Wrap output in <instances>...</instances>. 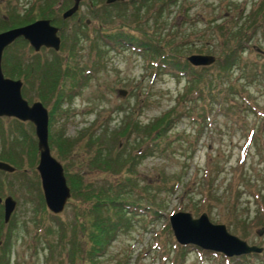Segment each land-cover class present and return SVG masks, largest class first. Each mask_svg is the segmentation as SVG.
Masks as SVG:
<instances>
[{"label": "rangeland", "instance_id": "rangeland-1", "mask_svg": "<svg viewBox=\"0 0 264 264\" xmlns=\"http://www.w3.org/2000/svg\"><path fill=\"white\" fill-rule=\"evenodd\" d=\"M104 2L80 0L76 13L58 22L57 14L72 0H0L2 17L10 10L34 18L50 17L49 11L58 16L57 51L34 52L19 39L6 48L1 67L19 71L22 97L46 108L48 136L71 140L63 156L48 144L63 173L79 171L87 183L96 185L129 183L130 195L141 204H158L157 216L146 208L143 216L131 220L99 258L101 264H264V0ZM98 28L144 33L185 59L191 54L211 55L213 62L204 66L213 67L227 49L240 43L243 48L235 64L227 77L220 78L221 90L233 97L217 91L218 86L215 98L206 91L197 98L184 76L158 69L155 59L130 46L111 48L97 38ZM45 65L53 79L59 71L54 91L61 87L65 96L57 102V93L39 88ZM65 65L74 68L75 77H84L71 97L66 91L76 82L70 74L60 77ZM213 67L206 71H215ZM118 89L125 94L119 96ZM168 110L174 120L165 130L155 122L150 133L127 132V121L129 127L131 121L148 124ZM157 131L161 135L154 139ZM89 135L98 138L101 149L85 144ZM145 146L150 149L139 157ZM98 153L107 160L92 165L89 158ZM37 156L33 125L0 116V160L14 167L12 172L0 170V262L8 258V264H43L49 245L50 264L68 259L69 246L59 248L55 227L61 222L63 233L69 234L73 202L78 201L69 196L61 212L50 215L35 170ZM5 196L15 201L7 221L2 211ZM177 211L194 218L204 212L209 222L223 224L227 232L262 247V252L225 257L186 244L180 258L181 245L168 224V215ZM49 225L54 232H47ZM80 245L87 247L83 241Z\"/></svg>", "mask_w": 264, "mask_h": 264}, {"label": "trees", "instance_id": "trees-1", "mask_svg": "<svg viewBox=\"0 0 264 264\" xmlns=\"http://www.w3.org/2000/svg\"><path fill=\"white\" fill-rule=\"evenodd\" d=\"M171 2L174 4L175 0H168L167 3L169 4ZM6 13L8 14H5V17L0 16V31L15 26L24 25L34 19V17H31L27 13L19 15L18 13H15L14 10H10V12ZM59 21H61L60 18L58 19V22ZM97 34V38L99 40L104 39L106 42H108L111 48L112 46H121L122 44L130 46L132 49H135L140 53L142 52L143 54L152 57V59H155L158 62V69H162L164 72H169L176 76H184L186 78V83L188 84L187 88L189 90H194L196 96H198L197 98L199 99L203 98L202 92L204 91H206L210 99L215 98L217 92L214 90H216L218 86L219 89L217 91L224 93V96L233 97V94L230 91L221 90L220 78L223 76L227 77L228 71L235 64L238 57L237 54L243 48L240 43L238 45L234 44V46H231L225 51L222 57L216 59L213 63L215 64L214 67L212 65L195 67L190 65V63L187 62L185 58H181L177 52L165 51V48L162 46L161 42H158L153 37L149 35L147 36L144 33L137 36L134 34V32H123L120 29L106 33L105 31H102V29L98 28ZM5 51L6 49L2 55L3 63L5 62ZM69 55L70 54H67L68 57ZM210 67H213L216 70L207 72L206 70H208ZM49 68L50 66L45 65V71L43 75L38 77L39 88L42 89V87L46 86V92H51L52 94L53 92L57 93V102L60 97L65 96V93L61 94V92H63L61 87L58 91H54L56 89L54 86L56 78L59 75V71L54 74L55 77L53 79L50 76V71H48ZM1 69L5 76L8 75L9 77H20L18 73L19 71L10 73L7 72L3 67H1ZM68 74L72 75L74 77V82H76V85H71L72 87H69L66 91V94L71 97L79 90L82 81L84 82V77L83 75H78L75 77L74 68L70 67L69 65H65V68L60 70V77L65 78ZM24 78H26L25 75ZM23 81L25 82V79ZM40 99L43 100L42 98ZM173 120L174 119L170 115V110H168L148 124H138L135 121H131V127H129V122L127 121V132L133 130L136 132L140 131L144 133H150L155 122H157V126L160 125L159 129L162 131L165 130L167 125L171 121L173 122ZM161 131L155 132L153 138H159ZM91 136L92 135L88 136L85 144L89 146L90 144L95 143V150L96 147L97 150L98 148L101 149L98 144V138L96 137L95 139H92ZM48 144H54L59 150L60 155L63 156L68 153L72 142L71 140L65 139L63 137H58L57 140L54 141V139L48 136ZM144 148L145 151H140L141 156L138 155L139 157H143L144 154L148 152V149H150L148 146H145ZM89 159L92 165L104 163L106 162L105 160H107L101 157L100 153L95 154ZM110 164L111 163L107 162L106 165L109 166ZM130 165V168H126L127 171L131 170L134 162ZM64 176H66V183L70 190V197L73 198V196H75L78 202H73L74 218L73 223L71 222L69 225V234L65 236L63 233L65 226L62 225L61 222H58L57 226L55 227V231L59 233V248L62 249L64 245L69 246L68 251L66 252L68 254V259L66 261L58 260L57 264H101L99 258H101L102 254L105 253L110 243L115 240L120 232L126 231L131 226V220H133L134 217L144 215L143 209L147 208L149 210V215L151 216H157L159 213L157 203H155V206L154 204L152 206L149 204L145 206L139 202V198L130 195L132 193L133 185H130L129 183L125 185L123 182H121L122 184L115 183L109 185L104 183L100 185L93 184L92 182L87 183L79 171L73 173L64 171ZM126 179H128L127 176ZM50 215L56 217L55 214L50 213ZM50 226L51 225L48 226L47 232H54L51 231L53 228ZM82 241L83 243L87 244V247L80 245ZM5 243H7V241L4 239L3 244ZM48 247L49 258L45 257L43 264H47V262L50 264V260L52 259V247L50 245ZM178 251V256L182 258L185 252L184 246H180ZM244 256L246 255L239 257L242 258ZM0 264H8V258L6 260L2 259Z\"/></svg>", "mask_w": 264, "mask_h": 264}, {"label": "water", "instance_id": "water-1", "mask_svg": "<svg viewBox=\"0 0 264 264\" xmlns=\"http://www.w3.org/2000/svg\"><path fill=\"white\" fill-rule=\"evenodd\" d=\"M79 1L72 0V4L61 13L62 19L77 10ZM112 1L114 0H105V3ZM18 37L27 40L35 51L40 46L56 51L60 45L57 27L51 25L48 19H36L0 31V60L3 49ZM186 60L193 66H204L213 62L214 57L191 54L186 56ZM21 85L20 79L5 77L0 66V116H11L33 125L38 154L35 170L39 177L43 202L50 213L58 214L67 202L70 190L62 165L49 151L47 110L40 101L28 103L21 95ZM117 94L123 96L125 91L118 89ZM0 170L12 172L14 167L0 160ZM2 207L3 221H7L15 207V201L11 196H5L2 199ZM168 224L173 238L180 245L191 244L204 250L222 253L227 257L259 253L262 250V247L249 245L230 234L223 224L209 222L204 212L194 218L188 212L177 211L168 215Z\"/></svg>", "mask_w": 264, "mask_h": 264}, {"label": "flooded vegetation", "instance_id": "flooded-vegetation-1", "mask_svg": "<svg viewBox=\"0 0 264 264\" xmlns=\"http://www.w3.org/2000/svg\"><path fill=\"white\" fill-rule=\"evenodd\" d=\"M120 2H125V0H114V1H112V2H110V3H105V2H104V3L107 4V5H111V4L114 5V4H117V3H120ZM47 13L49 14L50 17H48V15H44V16H41V17H40V16H37V17H35L33 20L29 21L28 23H30V22H32V21H34V20H36V19H48V20H49V23H50L51 25L57 27L56 24H55V23H56V22H55V19H56V16H57V15H59V16H60L59 18L61 19V13H62V12L59 11V13H58L56 16H53V14H51L50 11L47 12ZM75 13H76V12H75ZM75 13H74V14H75ZM74 14H73V15H74ZM71 16H72V15H71ZM71 16H70V17H71ZM57 18H58V16H57ZM59 18H58V19H59ZM77 19H78V18H77ZM61 20H62V19H61ZM77 21H78V20H77ZM26 24H27V23H26ZM58 29H59V28L57 27V33H58ZM105 32H106V31H105ZM106 33H107V32H106ZM19 39H20L21 41H23L26 45H28V46L33 50V48L29 45L28 41L25 40V39H23V38H21V37L16 38L13 42H15V41H17V40H19ZM13 42H12V43H13ZM12 43H10L9 45H11ZM9 45H7V46L5 47V49H6ZM40 49H49V50H53V49H51V48H46V47H44V46H40V47L38 48V50H40ZM38 50H36V51H38ZM33 51L36 52L35 50H33Z\"/></svg>", "mask_w": 264, "mask_h": 264}]
</instances>
